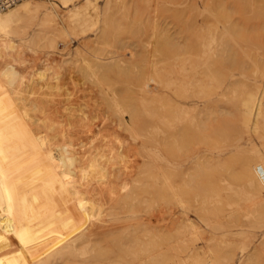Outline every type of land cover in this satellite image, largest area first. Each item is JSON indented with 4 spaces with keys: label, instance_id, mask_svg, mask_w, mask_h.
Segmentation results:
<instances>
[{
    "label": "rangeland",
    "instance_id": "374dc122",
    "mask_svg": "<svg viewBox=\"0 0 264 264\" xmlns=\"http://www.w3.org/2000/svg\"><path fill=\"white\" fill-rule=\"evenodd\" d=\"M154 1L90 0L85 3L84 0H66V3L63 4V0H57V3L62 4L59 6L62 20L58 19L57 22L64 23V28L57 29L54 26L55 21H48L43 30L34 32L35 25L25 22L20 23L7 34V42L0 40V73L8 75L9 80H13L14 83L16 82L15 84H18L17 79L20 75L30 76L35 72H41L44 67H40V65L45 64L46 58L49 57L47 55H51L53 52L64 59H70L71 62L82 63L84 61L82 59H86V56H88L87 59L90 58L87 52L83 51L87 43H93L98 47L101 55L106 54L96 62H91L92 69L100 74L105 73L119 59L123 58L122 61H118L120 67L122 64L127 65L131 56L141 57L140 61L143 60L142 57L147 56L144 60L147 62L145 68L152 66L150 64L155 61L156 66L159 67L161 62L157 61H160L161 56L157 55V57L159 56L157 58L156 52L154 55L151 52L154 49L151 48L161 32H171L175 36L177 35L181 41L185 40V36L188 40L192 37V41H196L195 35H199L201 38L205 37L202 42L204 45H208L205 47L199 43L195 54H180L176 61L170 59L164 62L165 66H170L169 76L178 77V80L188 87L185 95L177 97L180 99L179 103L183 113L176 125L180 132L184 126L191 127V133L187 138H183L180 133V137L178 136L176 144L171 149L162 143L163 134L154 131L157 126H161L157 120L146 121L147 124L143 130L136 128L127 130L122 127V122L119 119L115 123L114 119L104 121L105 119L98 118L86 124L85 127L77 125L73 128L76 131L70 139L71 142L76 143L73 147L68 145L69 141L57 139L52 142L49 149L31 150V154L28 155L27 170L39 172H53L52 167L56 158L65 153L67 169L74 173L80 160L94 146L106 151L108 157L116 155L114 162L110 165L112 171L106 172L102 169L96 174L85 176L83 182L75 185L73 191H78L81 194L79 200L75 199L71 203L56 201L50 205L51 207L47 209L48 212L59 210L68 214L77 225L75 229L69 231H50L49 238L54 244L66 245L72 242L77 249H90L96 244H100L109 249L112 264H144L147 257L121 259L122 252L119 249L128 246L132 240L142 244L145 238L163 233L173 221H179L185 225L183 233L187 253L177 250L179 249L178 242L173 239L157 242L155 245L157 252H168L167 254H170L169 256L175 264H193L192 258L194 257L203 260L211 259L209 264H242L243 257L254 248H259L260 242L264 238V227H259L258 223H251L250 216H247L251 208L244 200L245 195L242 187H236L238 193L230 198L229 201H233L232 206L228 204V199L222 196L216 215L212 214L211 210L218 203L211 201L206 203L208 211L202 209L203 196L197 192L189 204L173 201L169 210L162 213L161 216L146 209L144 202L146 199L150 200V193H141L140 199L143 202H140L141 204L136 207H129L113 198L115 196H111L106 189L107 186H125L134 183L135 178L138 181L146 180V177L150 176H152L148 179L150 187L156 188L166 181L165 177L168 175L184 176L186 172L193 170L195 173H199L200 165L197 162L204 158L213 163V161L228 157L238 147H246L251 143L257 144L254 135L240 129L238 117H241V107H243L239 99L244 85L252 86L251 88L264 87V0ZM106 18L109 25H106L104 20ZM103 27L108 30L106 39L108 38L109 41L105 39L103 42L104 38L99 37ZM210 30L216 37L209 43L208 33ZM114 33L119 34V37L114 36ZM193 34L195 35L193 36ZM204 47L205 51H203ZM77 48L81 49L80 54L74 52ZM116 50L118 51L116 52ZM103 52L105 53L103 54ZM128 52L135 53L130 55ZM128 54L129 57L127 56L128 59L125 60L129 62L126 63L124 58H127ZM82 55L84 57L81 58ZM108 56L115 57L111 59ZM149 56L156 59L150 57L149 60ZM117 58L119 59L117 60ZM138 61L135 62L141 64ZM145 62L143 66L141 64L143 68ZM116 66L118 67V65ZM130 66L132 68V64ZM154 66L155 63L152 68ZM208 66L212 68L211 70L216 73V76H211L207 72ZM127 67L122 68L128 70ZM96 76L100 77L97 74ZM81 77L82 79H77L80 82L78 81L79 83L77 82L76 85H80L79 89L82 90L78 92L79 89L74 84L75 90L78 92L75 94L85 101V99L88 100L89 95L96 93L95 91L99 92L100 84L92 83L82 75ZM110 77L114 78V81L110 78V80L107 79L113 81L110 92L112 89L116 90L117 87L116 91L118 92L131 87L132 94L138 93V88L134 84L127 83L130 80L118 79L113 75ZM222 79L224 80L223 84L228 85L224 90H221L220 87ZM107 80L105 81L108 82ZM229 80L235 82L231 81L232 84H228ZM105 81L104 84L102 83V87L104 90H108L111 82L109 85L108 83L105 85ZM72 85L71 82V87H73L69 86L71 90L74 89ZM161 90L175 96L172 95V91L169 92L170 89H167L168 91ZM110 92L108 91V93ZM6 94L7 84L0 81V99ZM85 117L88 118V115L85 114ZM230 122L234 127L230 125L232 129H235V131L232 130L235 134L227 137L213 132L212 129L215 126L221 127ZM53 123L58 124L56 121ZM123 154H128L131 161L138 165L133 168H124L126 170L121 168L122 164L119 161ZM10 158L18 162L21 161L19 157L10 152L0 153L1 160L7 161ZM140 164L144 166H140ZM118 173L120 174L118 175ZM22 176L23 173H19V177L23 178ZM52 176L55 177V174ZM173 179L172 181L176 180V178ZM204 197L208 199L210 196L204 195ZM110 232L112 234L109 236ZM63 237H67V239H62ZM215 250L219 254H213ZM258 250L259 261L264 264V247ZM55 258L56 256L51 257L50 264H55L52 261ZM212 260L215 263H212Z\"/></svg>",
    "mask_w": 264,
    "mask_h": 264
},
{
    "label": "bare ground",
    "instance_id": "6f19581e",
    "mask_svg": "<svg viewBox=\"0 0 264 264\" xmlns=\"http://www.w3.org/2000/svg\"><path fill=\"white\" fill-rule=\"evenodd\" d=\"M89 1L84 0L85 3ZM65 3L66 0H63V4ZM59 6H62V4L57 3V0H19L0 9V40H8L7 34L14 27L25 22L35 25L34 32L43 30L48 21H55L54 26L57 29L64 28V23L57 22L58 19L62 20ZM105 17L108 18L106 15ZM107 18L104 20L106 25H109L107 24ZM107 31V28L103 27L100 32L99 37L104 38L103 42L106 39ZM213 33H211V30L209 31L208 42L215 39L216 35ZM118 35L115 34L114 36L119 37ZM190 37L189 35V39ZM101 38L99 39L101 40ZM195 38L196 41H192V37L190 41L185 36V40L181 41L177 35L175 36L171 32L159 33L155 44H152L153 47L151 48L154 49V51H151L154 55L156 52V57L157 55L161 56L160 61H157L161 62L159 67L156 66L154 60L155 62L152 61L153 63L150 64L153 66L155 63L153 68L152 66L145 68L147 62L144 60L147 56L142 57V61H140L141 57L136 56V59L131 56L129 58L130 62L126 61L125 59H128L130 54L128 52L129 54L126 55L128 57L124 60L129 63L127 65L122 64V67L125 68L132 64V68L130 65V68L127 67L128 70L120 67L118 61L123 60L120 57L122 60L117 58V60L119 59L117 63L109 67L105 73H96L91 67V62H96L106 54L103 52L104 55H101L98 47L94 46L93 43H87L83 51L87 52L90 58L87 59L88 56H86V59H82L84 60L82 63L71 62L70 59H64L53 52V54L47 55L49 57L46 58V63L40 65V67H44L41 72L27 75L28 77L20 75L21 77L19 76V79H17L18 84H15L16 82L14 83L13 80L10 81L9 76L5 73H0V81L7 84V94L0 99V153L10 152L21 160L18 162L13 158L7 161L0 159V264H50L53 256H56L52 260L55 264H112L109 249L100 244H96L90 249H77L72 242L66 245L54 244L52 239L49 238L50 231H69L75 229L77 224L71 220L68 214H64L59 210L48 212L47 209L56 201L71 203L75 199L79 200L81 194L78 191H73L75 185L83 182L85 176L96 174L102 169L106 172L112 171L110 165L114 162L116 155L113 154L112 157H108L106 151L94 146L80 160L74 173L67 169L65 153L56 158L52 167L53 172L28 171V155L34 149H49L52 142L57 139H60L59 141H69L68 145L73 147L76 144L70 141L76 133L73 128L77 125L85 127L86 124L98 118L105 119L104 121L114 119L115 123L119 119L122 122V127L127 130H132V128L143 130L146 127V121L157 120L161 123V126H157L154 131L163 134L162 143L169 149L176 144L180 133L183 138L189 137L191 127L184 126L180 132L176 125L183 113L179 103L180 99L177 97L185 95L188 87L182 84L178 77L172 78V76H169L171 73L170 66H165L164 62L170 59L176 61V59H179L180 54H195L199 43L202 46H208L202 42L205 37L201 38V36L195 35ZM107 41L106 43H108ZM205 47L203 51H205ZM128 48L126 49L129 50ZM80 50V48H77L74 52L80 54ZM124 53L126 54V52ZM134 53L130 55H134ZM83 55L81 58L84 57ZM152 56H149V60L150 57L155 58ZM108 57L114 59L113 56V58ZM138 58L142 66L145 62L144 68L141 64L135 62L138 61ZM37 69L39 70V67ZM211 69L208 66L207 72L211 76H216V73ZM172 71L174 72V69ZM174 73L176 75V72ZM77 74H81L85 79L91 80L92 83L100 84L99 92L95 91L96 93L93 94L91 90L93 95H89V98H87V94L86 98L88 100L85 99V101H82L79 95L77 97L75 93L82 90L79 89L80 85H76L80 82L79 78L82 79L81 75L77 78ZM112 75L115 78L118 77V79L130 80V82H126L134 84L138 88V93L136 95L132 94L131 90L133 91V89L131 87H128V90L124 87L125 90L122 89L121 92L116 91L117 87L116 90L112 89L110 92V86L114 81V78L110 77ZM172 75L174 76V74ZM109 78L113 81H109ZM77 79H79V82ZM104 81L105 85H107L106 83L109 85L111 82L109 89L107 88L108 90H104L102 87ZM223 81V79L220 81L221 90L228 87L225 83L223 84ZM231 81L233 82V80ZM71 82L72 86L74 84L77 86L78 92L75 90V86L71 90L73 88ZM244 87L239 99L240 104L243 106L241 107L242 110L239 108L241 110V117H238L240 120L239 127L243 132L246 131L254 135L257 144L251 143L246 147H238L228 157L218 159L213 163L211 160L204 158L197 162L200 165L198 168L199 173H195V170H193L186 172L184 176L175 175L173 177L168 175V177H165L167 182L164 178L165 182L156 188L150 187L148 179L152 176L139 181L135 178L133 184L125 186H107L106 189L110 192V195L115 196L113 198L127 204L129 207H136V205L141 204L140 202H143L140 199V194L150 193V200L146 199L144 202L146 209L152 210L157 216H161L162 213L169 210L173 201L189 204L198 192L203 196L202 209L208 211L209 208L206 203L211 201L218 203L211 210L212 214L216 215L222 196L226 197L228 204L232 206L233 201H229L230 198L238 193L236 187H242L245 195L244 200L247 202V206L251 208L247 216H250L251 223H258L259 227H264V87L255 86L251 88L252 86L248 85H244ZM161 89H170L169 92L172 91V95L175 96L173 97L169 95L170 93L167 94ZM85 114L88 115V118L85 117ZM54 121L58 124H54ZM230 123L221 127L215 126L212 130L219 135L229 137L235 134L233 132L235 129H232L233 125ZM238 131L240 132V130ZM55 137L59 138L55 139ZM119 163L122 164L121 168L123 169L138 165L131 161L128 154L121 155ZM140 166L144 165L140 164ZM19 173H23V178L19 177ZM53 174H55V177L52 176ZM172 177L176 180L172 181L174 180ZM167 178H169V181ZM219 189L221 190L219 191ZM204 195L210 197L207 199ZM184 230L185 225L182 222L173 221L165 232L145 238L142 244L135 243V240H132L128 246L120 248L119 251L122 252L121 259L147 257L144 264H175L173 259L171 260L170 254H167L168 252H157L155 245L157 242L173 239L178 242L179 249L177 250L186 252L187 245L184 244ZM111 234L112 232L109 236ZM62 239H67V237ZM262 247H264V238H262L259 248L262 249ZM259 248H254L248 255H245L242 264H261L259 261ZM217 250L213 251V254H219ZM80 255H83V257H80ZM192 261L193 264L211 263V259L203 260L199 257L192 258Z\"/></svg>",
    "mask_w": 264,
    "mask_h": 264
},
{
    "label": "built area",
    "instance_id": "2783aa9c",
    "mask_svg": "<svg viewBox=\"0 0 264 264\" xmlns=\"http://www.w3.org/2000/svg\"><path fill=\"white\" fill-rule=\"evenodd\" d=\"M19 0H0V9L10 6Z\"/></svg>",
    "mask_w": 264,
    "mask_h": 264
}]
</instances>
